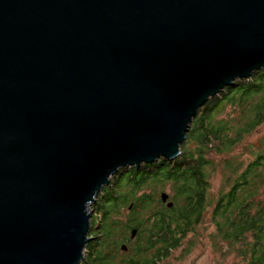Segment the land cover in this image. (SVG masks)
<instances>
[{"label": "water", "instance_id": "water-1", "mask_svg": "<svg viewBox=\"0 0 264 264\" xmlns=\"http://www.w3.org/2000/svg\"><path fill=\"white\" fill-rule=\"evenodd\" d=\"M261 69L264 0H0V264H81L111 175Z\"/></svg>", "mask_w": 264, "mask_h": 264}, {"label": "trees", "instance_id": "trees-1", "mask_svg": "<svg viewBox=\"0 0 264 264\" xmlns=\"http://www.w3.org/2000/svg\"><path fill=\"white\" fill-rule=\"evenodd\" d=\"M257 95L261 96V100L253 102L252 99ZM228 103L244 108L247 103L250 105V112L247 113L250 119L245 127L236 131V135L242 130L260 125L264 119V69L254 73L252 82L235 81L234 85L224 88L218 97L209 98L200 108L198 116L194 118L186 133V138L196 143L197 157H194L193 153L182 155L180 153L181 157L174 162L161 158L153 164H145L144 168H134L126 172L129 173L126 177L124 173L117 175L114 189H105L97 204L98 212L102 213L105 223L97 225L98 228L94 229L97 216H92L90 236L95 235L94 239L99 237V240L98 242L92 240L87 244L89 254L81 264H112L119 254L122 243L118 242L120 235L130 229L131 234L135 228L138 232L132 248H129L128 255L121 260V264H154L156 257L166 255L169 249L180 244L181 237L200 222L201 215L208 205L209 179L205 167L209 161L204 159L203 154L210 149L214 139L221 140L220 149H229L237 139L229 136V122L215 119V115ZM235 165L234 167L232 163L227 164L233 172L238 170L240 163ZM152 174L159 182L173 181L175 191L171 198L173 201L168 199L165 203L159 198L162 208L155 209V205H150L151 200L154 201L150 194L139 196L140 188L153 183L150 181H155L151 179ZM119 185L129 188L131 193L120 194L117 189ZM260 194L263 198L258 201L257 213H252V207ZM129 199L136 203L133 209L139 207L141 213L149 212L148 216L154 219L151 227H142L140 213L122 224L118 220H108L110 212L121 206L118 202L122 200L124 204ZM169 202L173 203L171 207L168 206ZM213 217L222 238L228 239L231 243L242 244L238 252L248 259L249 264H264V146L258 156L234 179L231 188L221 195ZM248 235L252 237V241H249ZM154 249L156 251L150 253ZM146 254L150 258L145 257Z\"/></svg>", "mask_w": 264, "mask_h": 264}, {"label": "rangeland", "instance_id": "rangeland-1", "mask_svg": "<svg viewBox=\"0 0 264 264\" xmlns=\"http://www.w3.org/2000/svg\"><path fill=\"white\" fill-rule=\"evenodd\" d=\"M253 79L254 75L248 79L239 80H246V82H252ZM220 93L221 91L214 97H218ZM260 100V95H257L252 99L253 102H259ZM249 103H247L245 108L234 103H228L225 108H223L220 112L215 115L216 120H223L229 122V136L233 137L232 139H237L229 149H220L222 145L221 140H219L218 138L214 139L210 149L205 154H203L204 159L209 161V164H207L205 167V171L209 179L207 189L208 205L205 207L204 212L201 215L200 222L195 225L192 230L188 232L185 236L181 237L179 242L180 244L175 248L169 249L166 255L161 254L160 257H156L154 259V264H249L247 261L248 259L246 260L238 252V250L242 247V244L235 242L231 243L228 239L224 237L222 238L221 235L218 233L219 230L216 226V219H214L213 217L214 209L221 195L231 188L234 183V179L238 176L240 172L244 170V168L249 164L250 161H253L258 156V154L261 152L262 147L264 146V119L260 125H255L249 130H242L240 134L236 135V131L245 127L246 123L250 119L247 117V113L250 112ZM190 130H192V127L190 128ZM218 145H220V147ZM180 148L181 155L193 153L192 155L194 157L198 156L196 143L190 140V138H185ZM179 157L181 156L178 155L174 159L167 160L169 162H174L178 160ZM228 163H232L234 167L236 166L235 164L240 163V166L236 172H233L230 168H228ZM145 164L146 163H142L141 166L138 167L136 165H133L131 167H123L119 169L116 173L111 175V177L109 178V183L104 185L98 195L95 196V200L91 202L88 207L89 213H91L92 216H97V221H95L96 227L94 226V229L98 228L97 225L99 226L105 223L102 213L98 212L97 209V204L101 200V195H104V190L107 188L111 190L114 189V185H116L117 181L116 177L119 173H124L123 175L124 177H126L129 174L126 172H129L134 168H144ZM151 179H155V181H150L153 183H151L149 186H143L142 188H140L139 196L145 193L150 194L154 200L153 202L151 200L150 205H155V209L158 207L162 208V204L159 203L160 194L162 192H165L169 195L168 199L172 200L171 198L175 193L173 188V181L159 182L157 178H154L153 174L151 175ZM123 182H125V179L123 180ZM117 189L119 190L120 194L125 195L131 193L129 192V188L123 187L121 185H119ZM261 198H263L261 194L257 196V201L252 207V213H257L258 201ZM118 203L121 206L117 208L116 211L110 212L108 220H118L119 223L122 224L128 222L129 219L135 217V214L140 213V218L143 220L142 227L149 228L152 226L154 219H152L151 216H148V211L141 213L139 207L133 209V205L136 204L133 199H129L124 204L122 200H120ZM90 233V241L94 240L98 242L99 234L97 235L98 239H94L95 235L90 236ZM130 233L131 231L125 233L126 237H128ZM122 239L123 236L120 235L118 242H122ZM248 239L249 241H252V237L250 235H248ZM133 241H135V239H132L131 242L127 241L126 243L129 245V247L132 248V243H134ZM155 251L156 249H154V251L151 250L150 253H153ZM127 253L128 252L119 250V254L112 264H121V260ZM88 254V245H86L84 249L85 256L83 261L88 257ZM147 256L149 255L146 254L145 257Z\"/></svg>", "mask_w": 264, "mask_h": 264}, {"label": "flooded vegetation", "instance_id": "flooded-vegetation-1", "mask_svg": "<svg viewBox=\"0 0 264 264\" xmlns=\"http://www.w3.org/2000/svg\"><path fill=\"white\" fill-rule=\"evenodd\" d=\"M135 229H137V228H135ZM130 231H131V229H130ZM137 232H138V229H137ZM137 234V233H136ZM122 236H123V239H122V243H121V245H120V250H122V251H125V252H128V250H129V245L126 243L127 241H129V242H131V240L132 239H135V237H132L131 236V233H130V235L128 236V237H126V235H125V233H123V234H121ZM121 239V238H120ZM122 245H126L127 246V249H124L123 247H122ZM128 255V253L126 254V255H124V257H123V259L126 257ZM122 259V260H123Z\"/></svg>", "mask_w": 264, "mask_h": 264}, {"label": "bare ground", "instance_id": "bare-ground-1", "mask_svg": "<svg viewBox=\"0 0 264 264\" xmlns=\"http://www.w3.org/2000/svg\"><path fill=\"white\" fill-rule=\"evenodd\" d=\"M133 166V165H132ZM127 167H131V166H127Z\"/></svg>", "mask_w": 264, "mask_h": 264}]
</instances>
